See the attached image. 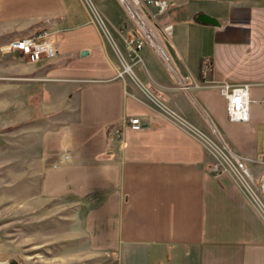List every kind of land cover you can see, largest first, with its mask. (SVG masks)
<instances>
[{"label": "crops", "instance_id": "1", "mask_svg": "<svg viewBox=\"0 0 264 264\" xmlns=\"http://www.w3.org/2000/svg\"><path fill=\"white\" fill-rule=\"evenodd\" d=\"M161 1L170 5L159 25L171 27L177 74L143 51L138 77L254 158L264 147V0ZM39 32L54 44L53 59L31 64L8 50ZM118 68L79 0H0L1 160L20 168L17 181L29 177L33 196L55 203V213L72 211L64 222L71 240L115 264H264L255 208L230 177L211 175L208 153L142 104ZM223 84L250 86L248 122L228 121ZM248 167L257 178L264 169Z\"/></svg>", "mask_w": 264, "mask_h": 264}, {"label": "rangeland", "instance_id": "2", "mask_svg": "<svg viewBox=\"0 0 264 264\" xmlns=\"http://www.w3.org/2000/svg\"><path fill=\"white\" fill-rule=\"evenodd\" d=\"M92 2L106 25L105 33L101 32L104 45L111 51L120 71L123 72L124 66L127 65L132 70L130 75L134 74L132 78L129 74L124 73V78L134 85L139 96L141 94L140 97H142V88L171 108L155 91H152L140 80L136 72L138 67L144 68V59L141 55L143 51H149L153 59L167 70L168 67L162 58L148 44H145L144 49L137 54L128 50L127 43L134 39L133 33L134 31L137 32V28L117 0H92ZM142 11L151 22L150 24L157 30L164 44L161 40L160 42L168 54L169 38H166L158 27L161 15L152 7L145 8L142 6ZM167 72L169 73L168 70ZM188 122L196 126L191 121L188 120ZM209 126H206L207 130L196 127L207 132H213V128ZM17 170L20 168L15 165L8 166L6 160L3 161L0 158V264L117 263L116 260L105 259L106 256L97 251L99 249H93L96 251L92 250L91 252L86 251V247L82 246L79 240H71V232L65 230L64 222H70L72 211L66 212L63 209L55 213V203L46 202L43 204L42 199L40 201L38 197L33 196L31 193L32 182L29 181V177L26 176L25 182L17 181ZM23 189H25L24 193ZM68 200L64 199V202ZM93 252L95 254L100 253V256H92ZM87 256L88 258H86ZM103 257L104 260H102Z\"/></svg>", "mask_w": 264, "mask_h": 264}, {"label": "built area", "instance_id": "3", "mask_svg": "<svg viewBox=\"0 0 264 264\" xmlns=\"http://www.w3.org/2000/svg\"><path fill=\"white\" fill-rule=\"evenodd\" d=\"M79 1L85 9L90 19V23L96 28L103 41L101 32L105 33L104 28L106 27V25L103 22L101 15H99V13L97 12L92 0ZM117 1L131 19L132 17L128 14L127 9L121 4L120 1H132L144 16L145 14L142 11V6H144L145 8L152 7L156 9L159 15L166 12L170 7L167 1L161 0L146 1L145 3L142 2V0ZM132 21L136 25L137 32L134 31V39H131L127 43L128 50L137 54L138 52L144 49L145 44L150 45L151 48L154 50L151 42L140 29V27L135 23L133 19ZM158 27L163 32L164 36L166 38H169L171 27H165L163 29L159 25ZM48 36L49 35L46 32H39L22 38H18L9 43L8 50L18 52L31 64L38 63L42 59H53L57 55V50L54 44L49 40ZM159 38L164 44L160 36ZM127 67L129 68L128 72H126ZM210 71V62L206 60L203 61L201 65V77L204 82L206 76L209 74ZM124 73L130 75V73H132L131 68L126 65L123 68V72L118 69L117 78L125 81L126 79L123 76ZM133 75L134 74H131L130 76L132 77ZM218 88L226 101V115L228 121L231 123L248 122L250 105V86L223 84ZM141 90L142 97H140V101L142 102V104H144L148 109L165 119L173 126L186 133L194 141H196L208 153L212 160V165L210 167L211 175L214 178H219L223 175L230 177L234 184L240 189V191L252 204V206L255 208V210L264 222V169L260 177L257 178L248 167V165L251 164L253 166L264 168V147L261 151L256 154L254 158H243L236 154L223 141V139L219 136L218 133H216L215 131L207 132L203 129H199L195 125L190 124L187 119L181 116L178 112L163 104L155 96L151 95L148 92H145L146 90L144 91L142 88ZM128 124L134 130H138L141 127L139 120L135 118L129 119Z\"/></svg>", "mask_w": 264, "mask_h": 264}, {"label": "bare ground", "instance_id": "4", "mask_svg": "<svg viewBox=\"0 0 264 264\" xmlns=\"http://www.w3.org/2000/svg\"><path fill=\"white\" fill-rule=\"evenodd\" d=\"M121 4L127 9L128 14L132 17L135 23L140 27L143 33L151 42L154 50L162 58L165 65L176 75L175 68L171 59L169 58L166 50L164 49L162 43L160 42L159 36L156 31L150 24L149 20L138 10L136 5L132 1H120ZM129 71V68H126V72Z\"/></svg>", "mask_w": 264, "mask_h": 264}, {"label": "water", "instance_id": "5", "mask_svg": "<svg viewBox=\"0 0 264 264\" xmlns=\"http://www.w3.org/2000/svg\"><path fill=\"white\" fill-rule=\"evenodd\" d=\"M200 21H201V22L215 23L212 19H210V18L207 17V16H201V17H200ZM87 54H88L87 51H82V52H81V56H85V55H87Z\"/></svg>", "mask_w": 264, "mask_h": 264}]
</instances>
